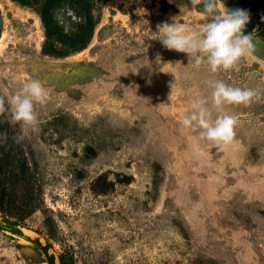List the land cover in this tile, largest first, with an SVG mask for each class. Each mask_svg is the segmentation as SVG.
<instances>
[{
    "label": "rangeland",
    "instance_id": "374dc122",
    "mask_svg": "<svg viewBox=\"0 0 264 264\" xmlns=\"http://www.w3.org/2000/svg\"><path fill=\"white\" fill-rule=\"evenodd\" d=\"M87 4L94 34L70 48L82 23L65 34L53 13L68 5L85 19ZM202 7L201 0H0V97L8 108L0 157L10 154L15 166L0 173V192L8 187L0 217L15 230L38 231L62 264H264V0H220L219 13L250 14L245 34L254 32V51L217 73L166 49L157 27L179 17L198 32L208 22ZM33 79L46 100L34 106L35 125L22 126L8 102ZM216 81L259 96L217 110ZM198 107L213 119L236 118L230 144L208 141L195 123L182 127ZM1 221L0 264H48Z\"/></svg>",
    "mask_w": 264,
    "mask_h": 264
},
{
    "label": "clouds",
    "instance_id": "9594fccd",
    "mask_svg": "<svg viewBox=\"0 0 264 264\" xmlns=\"http://www.w3.org/2000/svg\"><path fill=\"white\" fill-rule=\"evenodd\" d=\"M203 5L201 15L208 19L198 32H189L183 23L174 17L172 23L158 25L162 33L161 43L169 51L186 54L189 63L196 66L207 65L212 73L229 70L235 67L241 58L251 55L254 51L252 34H245L246 25L250 22V14L242 9L218 12L220 0H201ZM185 7H181L183 12ZM54 19L63 28L65 34L73 30V24L84 23V18L78 16L68 5L57 9L53 13ZM160 58L159 54L157 59ZM211 102L217 109L224 105L248 106L259 93L255 89L232 87L223 81L212 84ZM46 100L43 85L39 80L25 82L21 90L13 95L8 102L12 118L22 126H32L37 122L34 106ZM206 103V101L194 102ZM5 98L0 97V114L7 111ZM201 129V136L217 144H230L235 136L236 118L229 114H219L213 119L212 112L206 107L187 114L181 120L184 129H191L194 125Z\"/></svg>",
    "mask_w": 264,
    "mask_h": 264
},
{
    "label": "trees",
    "instance_id": "16d2710c",
    "mask_svg": "<svg viewBox=\"0 0 264 264\" xmlns=\"http://www.w3.org/2000/svg\"><path fill=\"white\" fill-rule=\"evenodd\" d=\"M55 3V2H54ZM54 4L51 3L49 6L46 8L47 13L50 10H54ZM0 19H1V14H0ZM84 23L80 25V29L78 30V38L80 41L78 43H71L70 48L73 49H80L86 44L88 45L95 30V23L93 21V18L90 13V7L87 4V18L84 19ZM1 32V31H0ZM16 167L20 168L21 171L26 168V165L24 163L19 167L17 165ZM15 168L13 161H11L10 154L8 153H3L0 157V173L3 174V176H7L10 174V170H13ZM6 190H8V187L6 185L3 187V191L0 192V209L5 212L6 214V208L4 207V200L6 196ZM33 209L28 210L27 213L22 215V218H25L29 216L32 213ZM2 220L7 221L6 215H3L0 217ZM8 222V221H7ZM25 234L28 236H33L34 238H38V240L41 242L42 248L44 251L51 256V259H49L50 264H62L61 260L58 258L56 251L52 247L51 243L46 239L43 235H41L38 231L31 229V228H24ZM52 250V252L50 251ZM56 254V255H55Z\"/></svg>",
    "mask_w": 264,
    "mask_h": 264
},
{
    "label": "flooded vegetation",
    "instance_id": "af4514ba",
    "mask_svg": "<svg viewBox=\"0 0 264 264\" xmlns=\"http://www.w3.org/2000/svg\"><path fill=\"white\" fill-rule=\"evenodd\" d=\"M2 220V219H1ZM2 223H4L5 225H7L9 227L10 230H12L17 236L20 237V239L24 240V241H30L31 243H33V245L38 248L40 251H42L44 253V255H46L47 258V262L48 264H50L49 259H51V256L49 254H47L44 249L42 248L41 242L38 240V238H34L33 236H28L27 234H25V231L23 229V231H18L15 230L10 223H8L7 221L2 220ZM52 252V250H50ZM56 255V254H55Z\"/></svg>",
    "mask_w": 264,
    "mask_h": 264
}]
</instances>
